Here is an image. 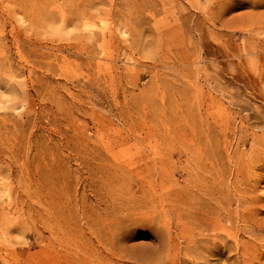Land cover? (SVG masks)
Instances as JSON below:
<instances>
[{
	"label": "rangeland",
	"instance_id": "obj_1",
	"mask_svg": "<svg viewBox=\"0 0 264 264\" xmlns=\"http://www.w3.org/2000/svg\"><path fill=\"white\" fill-rule=\"evenodd\" d=\"M0 264H264V0H0Z\"/></svg>",
	"mask_w": 264,
	"mask_h": 264
}]
</instances>
